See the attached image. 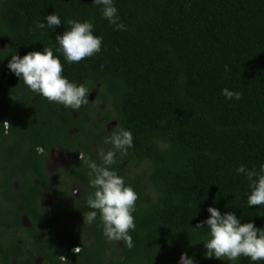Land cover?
I'll return each mask as SVG.
<instances>
[{
    "label": "trees",
    "instance_id": "trees-1",
    "mask_svg": "<svg viewBox=\"0 0 264 264\" xmlns=\"http://www.w3.org/2000/svg\"><path fill=\"white\" fill-rule=\"evenodd\" d=\"M113 6L126 30H116L93 0H0V123H10L13 144L29 143L34 167L37 146L72 153L66 168L85 186L81 202L56 193L74 208L55 203L49 212L48 263L59 264L61 254L69 264H179L186 253L194 264H264L205 258L209 229L193 230L209 217L208 207L264 228V205L248 206L249 181L236 171L243 165L259 172L264 163V0H113ZM53 13L59 27H36ZM68 19L92 23L102 38L99 53L79 63L64 59L55 37L70 28ZM43 47L61 60L65 78L90 89L89 104L76 111L50 103L8 69L11 54ZM224 88L241 99L225 98ZM117 123L133 137V147L126 155L117 151L110 166L139 197L131 249L103 235L99 215L83 221L93 211L86 201L94 189L87 188L90 169L79 153L100 164L98 149H112L103 141ZM69 213L80 219L78 229L58 224ZM86 232L91 239L84 241ZM79 245L76 256L70 248Z\"/></svg>",
    "mask_w": 264,
    "mask_h": 264
},
{
    "label": "clouds",
    "instance_id": "clouds-1",
    "mask_svg": "<svg viewBox=\"0 0 264 264\" xmlns=\"http://www.w3.org/2000/svg\"><path fill=\"white\" fill-rule=\"evenodd\" d=\"M96 5H102L101 13L116 30H126V26L120 22L117 9L113 6V0H93ZM47 24L36 22V27L44 29L59 27L61 20L55 13L45 17ZM68 30H64L55 37L59 47L57 51L62 53L69 63H79L92 57L101 51L102 38L93 34V25L88 21L79 22L68 19ZM8 69L14 73L20 81L32 92L39 94L50 103L63 105L65 108L78 111L82 106L89 104L88 95L90 89L84 84L70 82L63 75L64 65L54 55L51 47H43L42 51H30L22 57L11 54V60L7 64ZM222 95L227 99H241L240 92L222 89ZM5 135L11 129L8 121L0 123ZM105 144H111V150L105 152L98 149L100 164L86 158L79 153V160L83 161L90 171L89 186L94 189L87 196V205L93 211L83 214L84 223L91 224L99 215L103 235L109 241H122L131 249L132 236L129 234L136 228L133 213L136 209L138 194L130 185H125L124 179L111 170L110 166L116 163V152L122 155L133 147V137L130 131L125 130L118 123L104 137ZM38 154H44V150L37 148ZM238 173H244L249 181L250 194L247 197L248 206L264 205V163L259 166V172L255 169L247 170L243 165L236 169ZM79 189H73V195ZM209 217L198 222L193 230H198L206 225L209 229L208 238L203 240L206 249L205 258H215L221 261H235L240 257L249 258L253 262L264 261V228H256L252 222L241 223L233 212L222 214L215 207H208ZM83 223V224H84ZM73 248V249H72ZM74 255H79L82 247H72ZM59 264H69L64 255L55 256ZM179 264H194L192 257L182 253Z\"/></svg>",
    "mask_w": 264,
    "mask_h": 264
},
{
    "label": "flooded vegetation",
    "instance_id": "flooded-vegetation-1",
    "mask_svg": "<svg viewBox=\"0 0 264 264\" xmlns=\"http://www.w3.org/2000/svg\"><path fill=\"white\" fill-rule=\"evenodd\" d=\"M0 144L3 146V153L0 152V264H49V212L55 203L74 208L70 200L56 193L69 194L81 202L85 188L71 178L73 173L66 168L73 155L59 146L48 151L37 146L35 156L40 158L34 167L26 157L31 153L28 142L20 141L17 146L7 135H0ZM38 147L44 154H38ZM73 189H79L76 195ZM79 223L80 219L71 213L58 216L59 225L78 229ZM52 234L58 238L57 232ZM91 234L82 233L84 241L91 239Z\"/></svg>",
    "mask_w": 264,
    "mask_h": 264
},
{
    "label": "rangeland",
    "instance_id": "rangeland-1",
    "mask_svg": "<svg viewBox=\"0 0 264 264\" xmlns=\"http://www.w3.org/2000/svg\"><path fill=\"white\" fill-rule=\"evenodd\" d=\"M102 107V106H101ZM112 125L110 124V127H111ZM56 154H57V152H56ZM115 246H117V247H119L120 246V243L119 242H116V245ZM109 252V251H108Z\"/></svg>",
    "mask_w": 264,
    "mask_h": 264
},
{
    "label": "built area",
    "instance_id": "built-area-1",
    "mask_svg": "<svg viewBox=\"0 0 264 264\" xmlns=\"http://www.w3.org/2000/svg\"><path fill=\"white\" fill-rule=\"evenodd\" d=\"M73 249V248H72Z\"/></svg>",
    "mask_w": 264,
    "mask_h": 264
}]
</instances>
